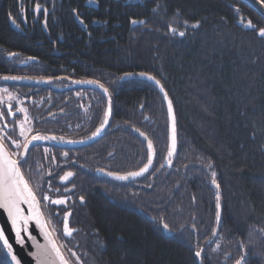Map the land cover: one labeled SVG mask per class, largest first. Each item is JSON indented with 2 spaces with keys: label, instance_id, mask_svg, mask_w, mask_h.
I'll use <instances>...</instances> for the list:
<instances>
[{
  "label": "trees",
  "instance_id": "1",
  "mask_svg": "<svg viewBox=\"0 0 264 264\" xmlns=\"http://www.w3.org/2000/svg\"><path fill=\"white\" fill-rule=\"evenodd\" d=\"M10 17L19 24L24 19L28 29L17 33ZM34 20L45 21L60 56H51L52 43ZM260 28L264 17L244 0H0V78L18 74L8 55L21 52L30 61L42 62L21 69L27 71L22 74L44 78L51 72L72 81H97L108 89V97L81 90L86 101L98 104L100 136L75 150L98 149L95 159L110 164L118 176L136 172L147 162L146 144L133 129L147 136L156 153L152 170L139 180H98L92 171L75 168L63 187L58 183L67 173L60 168L65 163L59 156L62 149L38 131L64 129L57 139H74L67 129L71 118L57 125L46 120L50 93L45 90L50 87L34 85L42 90L27 98L25 112L30 137L41 139L24 160L18 148V160L25 178L38 188L45 219L52 221L49 229L55 228L72 264H236L241 257L242 264H264ZM142 72L160 81L174 107L177 152L170 159L160 93L143 80L121 81ZM0 86L13 88L16 83ZM108 101L111 117L104 127ZM16 134L11 129L8 140ZM109 153L113 156L107 161ZM213 172L221 207L216 236ZM70 186L74 189L64 194ZM45 194L65 202L61 207L50 201L45 205ZM66 210L71 212V236L64 235L59 220ZM4 261L11 264L0 243V264Z\"/></svg>",
  "mask_w": 264,
  "mask_h": 264
},
{
  "label": "flooded vegetation",
  "instance_id": "2",
  "mask_svg": "<svg viewBox=\"0 0 264 264\" xmlns=\"http://www.w3.org/2000/svg\"><path fill=\"white\" fill-rule=\"evenodd\" d=\"M40 12L38 11L35 13L36 18L40 16ZM36 25L40 24V29L45 34V40L49 43H52V50L51 56H60V53L55 52V43L49 33V30L46 27V23L34 20ZM32 21V22H34ZM10 23V20H9ZM15 28L12 27L11 23L10 26L12 29H14L17 33H24L26 29H28V23L22 19L21 23L19 24L18 21H15ZM31 24V22H30ZM39 45L43 44L41 42L38 43ZM37 44V45H38ZM30 57H26L24 53L21 52H15L13 54L8 55V59L11 62V65L15 68V71L18 72L17 75H5L0 78V82L5 85H9L11 83H16L15 87H8V86H0V88H7V90H12L15 92L17 96V102L13 100H3L0 102V137H3L4 143L9 150V152L18 154V149L14 148L12 144L10 145L8 143V135L10 134V130L15 128L19 120L22 119L21 112L18 110L19 107L23 106L28 103L27 98L34 95V92H41V88H37L34 85H48L50 87V90H45L48 93H50V96L48 98L47 107L48 111L45 115L46 120L51 121L54 125H57L62 118H71L70 124L67 126V129L69 133H72L71 136H74L78 139H68V140H59L57 139L58 134L63 131H50L48 133L42 132L41 128H39L38 133H44V137L51 140L52 144L55 143L58 145L62 151L60 152V158L65 162L63 166L60 168H64L65 172H70V170H75V168H82L86 171L90 172L92 171V174L99 180V179H110L116 183H119V181L115 178L118 176L116 171L114 170L113 173H111L110 169L112 170V167L107 162L97 161L95 157L97 156V151L100 152L98 149L92 150L86 152V150H80V152L76 151L77 148L83 147L77 146H65L67 145V142H79V141H87L88 139L94 138L93 141H95L99 136L100 132H96L95 135L94 131L99 127L97 123L101 122V116L99 114V107L96 102H88L85 99V89L84 87L80 86L85 80H81V78L73 79V81L70 78H67L66 76H60V77H53L50 76L44 77V78H38V77H32L28 74H22L27 73L26 70L22 71L23 68H33V64H39L42 62L39 59L32 58L31 61L29 59ZM32 62V63H31ZM36 62V63H33ZM31 63V65H30ZM29 68V69H30ZM51 69V68H50ZM55 72V71H54ZM53 75V74H52ZM4 77H16L15 81H10L11 79L5 80ZM22 80H46L45 83H32V82H23ZM25 85V87H24ZM25 98L26 101L23 103H18L20 100L19 98ZM11 113V114H9ZM28 116V115H27ZM3 127V129H1ZM84 130L83 134H80ZM32 131V129H31ZM41 131V132H40ZM92 131V132H91ZM90 132L92 136L90 137H83L84 134H87ZM31 134V133H30ZM40 135V134H39ZM30 137V136H29ZM54 138V139H53ZM85 146V145H84ZM12 147V148H11ZM76 149V150H75ZM86 152V153H85ZM85 153V155H84ZM93 154V157L86 158V156ZM113 156V153H109L107 156V161ZM16 159H18V155L15 156ZM73 158V159H71ZM21 159V155H20ZM114 159V157H113ZM69 161V162H67ZM88 164L87 165H84ZM165 166H163L164 168ZM113 171V170H112ZM111 173V175H109ZM74 176V175H73ZM73 176H71L73 178ZM69 177V178H71ZM68 178V179H69ZM67 179V180H68ZM67 180H61L59 179L58 183L61 184L63 187H65V182ZM118 181V182H117ZM64 182V184H62ZM100 183V181H99ZM74 187L70 186L63 190L64 194H68L71 190H73ZM103 191V190H100ZM79 203L84 205L85 199L83 198V202H81V198L79 199ZM70 212L69 210H66L62 215H60L59 220L61 221L62 228L64 226V214ZM71 217V215H70Z\"/></svg>",
  "mask_w": 264,
  "mask_h": 264
},
{
  "label": "snow or ice",
  "instance_id": "3",
  "mask_svg": "<svg viewBox=\"0 0 264 264\" xmlns=\"http://www.w3.org/2000/svg\"><path fill=\"white\" fill-rule=\"evenodd\" d=\"M258 4H261L264 7V0H256ZM39 9V5H37V10ZM11 19V17H10ZM15 23V20H13ZM83 23V21H81ZM133 24L136 21H132ZM143 23V21H141ZM249 27L253 25L249 22ZM191 27H198V24H192ZM172 32L176 30L174 28L169 29ZM181 36L184 35L183 32L180 33ZM258 35L264 38V28H260L258 31ZM141 77H145L154 81L158 87H160V91L164 92V88L160 85L159 80H154V77L151 75H147L145 73L138 74ZM7 79H17L16 77H4ZM90 84H97L100 88L103 89L104 93L108 94V89L104 88L102 84H98L97 81H88ZM164 99L168 105V120L170 127V136H169V146H168V157H171L175 151L176 146V128H175V116L173 114V105L171 100L168 99V95L164 93ZM19 111H25L24 109H18ZM11 114V113H9ZM105 117H107V112L105 113ZM27 119V117H25ZM107 119L103 121L106 123ZM100 129H97V133ZM25 134V130L21 127V135ZM95 135V133L93 134ZM141 136H144V133H140ZM40 136H33L32 140H39ZM54 139V138H53ZM147 139V137H145ZM31 141H28L25 137V143L21 145L20 143H15L14 146L16 148L23 147L25 150L28 148V144ZM18 155L16 153L9 152L4 143L3 137H0V210H2L3 214L6 215V221L11 227V232L14 233L16 244L21 247L24 246L25 240L22 237V232L27 235L29 240L33 241L34 246L37 251L32 253L33 259L36 260V264H72V261L65 256L62 249L65 247L62 244H59L58 239L55 237V228L49 229V226L52 224L51 219H45V215L42 211L41 201L37 198V189H34L31 186V182L25 178L23 172L21 171V165L18 159L15 156ZM153 156V146L152 142L148 141V164H146L143 168L138 172L128 173V176H139L142 173L148 170V166L152 162ZM210 167V165H209ZM111 175V173H109ZM215 173H212V183L217 188L216 200H217V213L216 219L217 223L220 221V194H219V185L216 184ZM72 176L71 172L65 173L64 176L61 177V180H67ZM116 179H127L126 176H116ZM42 200L47 204V202H51L54 205L64 204V200L61 199H52L48 195H43ZM81 202H83V198H81ZM24 205H27L26 214ZM70 213H65L64 215V235L71 236L73 229L69 227L68 217ZM34 221L37 228L40 230L41 234L44 237L45 243L43 245L37 244L33 236L29 233L28 224L29 222ZM164 229L168 230V225L164 224ZM6 229H0V243H2L3 248L7 251V256L11 259V264H21L20 260L17 259V255L14 254L13 246L10 243V238L6 235ZM215 235V232L213 233ZM69 251H71L69 249ZM76 253L72 252V256H75ZM196 257L201 256V252L197 251L195 253ZM243 257L240 260L236 261V264H242ZM3 264H7V261H4Z\"/></svg>",
  "mask_w": 264,
  "mask_h": 264
},
{
  "label": "water",
  "instance_id": "4",
  "mask_svg": "<svg viewBox=\"0 0 264 264\" xmlns=\"http://www.w3.org/2000/svg\"><path fill=\"white\" fill-rule=\"evenodd\" d=\"M246 3L250 4L255 10H257L259 12V14H261L263 17H264V7L261 6V4H258L256 2V0H244ZM10 23L12 25L13 28H15V24L13 23V20L11 19L10 20ZM149 75V74H147ZM131 79H139V80H143V81H146L148 82L149 84L153 85L157 91L160 93V95L162 96L163 100H164V103H165V106H166V112H167V118H168V105H167V102L165 101L164 99V93L166 92L164 90V92H161L160 91V87H158L156 85V83L154 81H150L145 77H141L139 75H137V77L135 78L134 76L132 75H125L122 77L121 81H127V80H131ZM154 80H157L154 78ZM10 81H15L13 79H11ZM23 82H32V83H45L47 82L46 80H36V81H31V80H22ZM99 84V83H98ZM161 85V83H160ZM82 87H85V88H91V89H94V90H97L101 93H103L106 97L109 96V94H105L103 89L100 88L97 84H90V83H83L82 85H80ZM168 95V94H167ZM168 99L170 100L169 96H168ZM173 105V104H172ZM111 103L110 101L107 102V109H106V112H107V122L104 124L105 126H107L108 122H109V119H110V112H111ZM173 114L175 116V128H176V146H175V151L173 153V155L171 157H168V153H167V158L170 159L172 157H174L176 155V152H177V120H176V115H175V111H174V107H173ZM134 133L136 135L139 136V138L144 141L146 143V150H147V153H148V141L149 139H145V137H147L146 135L144 136H141L140 135V131L138 130H134ZM169 136H170V127H169V120H168V146H169V143H170V140H169ZM94 140V138L92 139H88L87 141H79V142H67L65 146H72V147H77V146H81V145H87V144H90L92 141ZM28 141H31V143L28 144V148L27 150H25L24 148L22 149V152H21V158L24 159L27 152L34 146L37 144V140L33 141L32 138L29 139ZM153 146V144H152ZM155 157H156V153H155V150H154V147H153V156H152V162L151 164L148 166V170L144 173H142L141 175L139 176H128L127 175H123V176H126L127 179H123V180H120V179H117L119 182L121 181H125V182H130V181H136V180H139L141 178H143L144 176H146L153 168L154 166V163H155ZM146 164H148V159H147V162ZM145 164V165H146ZM144 165V166H145ZM143 166V167H144ZM142 167V168H143ZM141 169V168H140ZM140 169L138 171H140ZM136 171V172H138ZM64 183V182H62ZM24 209H25V214H26V209H27V205H24L23 206ZM220 216H221V207H220ZM70 217V215H69ZM68 217V219H69ZM220 223V221H219ZM219 223L216 224V229H215V235H217V230H218V227H219ZM0 229H6V235L10 238V243L12 244L13 246V250H14V254L17 255V259L20 260L21 264H36V260L33 259V256H32V253L36 252L37 249L36 247L34 246L33 244V241L32 240H29L27 235H25L23 232L21 233L22 234V237L23 239L25 240V244L23 247H21L20 245L16 244L15 242V236H14V233L11 232V227L10 225L7 223L6 221V215L3 214L2 210H0ZM28 230H29V233L33 236V238L35 239V242L37 244H40V245H43L45 243V240H44V237L43 235L41 234L40 230L37 228L36 224L34 221H31L29 222L28 224ZM2 245V243H1ZM3 247V245H2ZM4 249V248H3ZM6 255H7V251L4 249ZM8 257V256H7ZM198 260L200 257H197ZM10 263H11V259L10 257H8ZM199 264L200 263V260H199Z\"/></svg>",
  "mask_w": 264,
  "mask_h": 264
},
{
  "label": "rangeland",
  "instance_id": "5",
  "mask_svg": "<svg viewBox=\"0 0 264 264\" xmlns=\"http://www.w3.org/2000/svg\"><path fill=\"white\" fill-rule=\"evenodd\" d=\"M18 98H19L18 100H20V102H18L19 104L26 101L25 98L24 99L20 98V97H18ZM3 100H13V101L17 102V96H16L15 92L12 91V90L9 91V90H7V88H0V102L3 101ZM19 109L26 110L25 107H23V106L19 107ZM20 112H21V115H22V119L19 120L17 124H15L16 125L15 130L17 131V134L13 138H11L10 140H7L8 143L9 144L11 143L12 146L15 149H16V147L14 146V144L15 143H20L21 145H23V143H25V137L28 140L30 138L29 136H30V133H31V122L28 119L27 113L25 111H20ZM25 117H27V119H25ZM21 127H23L24 130H25V134L24 135H21ZM54 199H61V200H64V202H65V199L62 198V197H57V198H54ZM58 207H61V206H58Z\"/></svg>",
  "mask_w": 264,
  "mask_h": 264
},
{
  "label": "bare ground",
  "instance_id": "6",
  "mask_svg": "<svg viewBox=\"0 0 264 264\" xmlns=\"http://www.w3.org/2000/svg\"><path fill=\"white\" fill-rule=\"evenodd\" d=\"M167 93V92H166ZM161 98H162V96H161ZM162 100H163V98H162ZM163 102H164V100H163ZM165 104V103H164Z\"/></svg>",
  "mask_w": 264,
  "mask_h": 264
}]
</instances>
